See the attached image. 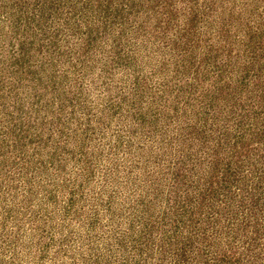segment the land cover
Instances as JSON below:
<instances>
[{"label": "rangeland", "instance_id": "rangeland-1", "mask_svg": "<svg viewBox=\"0 0 264 264\" xmlns=\"http://www.w3.org/2000/svg\"><path fill=\"white\" fill-rule=\"evenodd\" d=\"M0 264H264V0H0Z\"/></svg>", "mask_w": 264, "mask_h": 264}]
</instances>
